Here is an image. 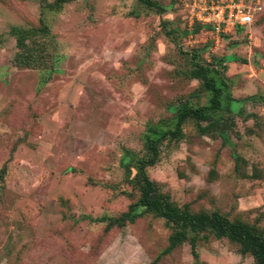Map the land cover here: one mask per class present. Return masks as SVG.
I'll use <instances>...</instances> for the list:
<instances>
[{"label":"rangeland","instance_id":"374dc122","mask_svg":"<svg viewBox=\"0 0 264 264\" xmlns=\"http://www.w3.org/2000/svg\"><path fill=\"white\" fill-rule=\"evenodd\" d=\"M153 1L161 12L137 0L59 10L0 0V264H254L210 235L196 240L195 257L186 241L163 253L162 218L123 219L149 129L170 128L183 101L206 104L188 71L220 59L225 98L211 117L223 131L200 135L186 120L146 174L176 206L264 234V0L252 24L217 45L188 35L183 0ZM39 25L45 50L35 64L17 63L10 28Z\"/></svg>","mask_w":264,"mask_h":264},{"label":"trees","instance_id":"16d2710c","mask_svg":"<svg viewBox=\"0 0 264 264\" xmlns=\"http://www.w3.org/2000/svg\"><path fill=\"white\" fill-rule=\"evenodd\" d=\"M69 1L71 0H48L43 6L51 10H59ZM137 1L146 9L156 13L163 10V7L153 0ZM9 31L14 36L16 62L23 65L35 64L45 50L44 42H39L37 39L48 40L50 37L47 27L45 25L11 27ZM194 57L195 55L191 56V58ZM219 60L217 59L210 65L193 61L192 68L188 71V77L199 80L203 89L209 93L206 104L193 106L183 101L175 110L170 128L149 129L152 135L148 136L144 142L143 155L133 161L134 174L129 179L131 186L137 191V197L127 206L122 216L126 222H132L141 213H149L154 217L162 218L170 226L167 245L162 250L163 253L186 241L190 246L192 256L195 257L196 240L199 237L206 238L210 235L215 239L225 238L237 244L238 251L248 253L254 264H264V234L261 231L244 222L230 220L216 210L193 212L185 204L176 206L167 195L159 191L155 182L146 174V168L157 161L158 144L163 140H179L182 137L181 126L186 120L193 121L200 135L206 134L212 128H217L218 132L223 131L221 118L211 117V113L221 108V99L225 98L222 93L225 84L218 70ZM228 100L232 102L230 98ZM138 208H140L139 211Z\"/></svg>","mask_w":264,"mask_h":264},{"label":"built area","instance_id":"2783aa9c","mask_svg":"<svg viewBox=\"0 0 264 264\" xmlns=\"http://www.w3.org/2000/svg\"><path fill=\"white\" fill-rule=\"evenodd\" d=\"M182 4L188 35H204L213 45L249 26L262 8V0H183Z\"/></svg>","mask_w":264,"mask_h":264}]
</instances>
